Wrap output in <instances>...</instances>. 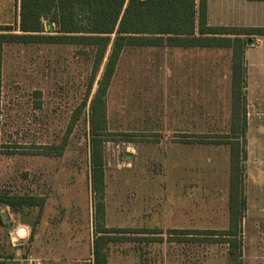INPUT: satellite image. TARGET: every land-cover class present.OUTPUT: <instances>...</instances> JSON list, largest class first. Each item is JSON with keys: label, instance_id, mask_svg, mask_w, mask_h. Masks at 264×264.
Returning <instances> with one entry per match:
<instances>
[{"label": "rangeland", "instance_id": "obj_1", "mask_svg": "<svg viewBox=\"0 0 264 264\" xmlns=\"http://www.w3.org/2000/svg\"><path fill=\"white\" fill-rule=\"evenodd\" d=\"M17 2L0 0V23L17 21ZM185 58L193 66L205 62L224 71L229 64L226 51L191 52ZM178 59L175 54L149 48L127 49L110 86L107 131L101 136L108 175L102 202L109 208L110 224L122 214L121 224L126 226L110 233L116 243L110 246L109 264H229L227 246L222 243H145L159 231L166 240L171 222L181 217L188 228L196 230L221 231L229 220L228 146L197 142L202 136L220 138L229 130L226 79L224 74L218 75L222 79L208 92L212 97L199 99L198 91L192 89L187 103L177 105L170 95L173 90L164 88L162 75L153 70ZM90 63V56L74 47L4 45L0 68V191L46 197L48 225L78 228L79 236L85 231L84 250L74 264H92L89 252L95 197L87 176L88 107L101 70L63 154L46 156L32 151H40L37 145L61 142L70 114L86 96ZM36 91L41 93L37 100ZM183 109L190 113L185 116L190 121H183ZM256 157L249 155L245 165L251 204L240 229L246 238L251 236L254 219L264 216L260 212L264 205V157L255 161ZM77 174L79 178L74 176ZM37 210L16 212L0 206V254L13 255L10 264H25L30 255L29 233L22 240L19 230L35 231L40 221ZM151 220H157L158 226L148 230L139 225ZM141 229L148 230L149 237L138 232Z\"/></svg>", "mask_w": 264, "mask_h": 264}, {"label": "trees", "instance_id": "obj_2", "mask_svg": "<svg viewBox=\"0 0 264 264\" xmlns=\"http://www.w3.org/2000/svg\"><path fill=\"white\" fill-rule=\"evenodd\" d=\"M264 1V0H250ZM264 36V27L240 28L207 24V0H18V19L12 25H0V68L4 45H55L77 48L91 58V78L83 101L70 114L64 135L58 145H37L32 154L61 156L83 110L96 76L97 89L89 102L90 187L95 197L96 237L93 240V264L107 263V247L114 240L104 218L103 139L107 131L106 94L123 51L132 47H228L231 56L230 133L197 139L200 143L224 144L229 148V227L223 231L168 230L166 241L210 242L227 245L229 264H242V221L244 195V162L246 159L245 41L237 36ZM229 36H235L230 38ZM41 93L35 92L36 99ZM38 152V153H37ZM46 197L32 194L3 193L0 206L12 211L41 210ZM138 232L145 233V229ZM29 232L28 241L33 238ZM155 239L163 242V233ZM171 234L185 236L169 239ZM13 255L0 254V264H10Z\"/></svg>", "mask_w": 264, "mask_h": 264}, {"label": "crops", "instance_id": "obj_3", "mask_svg": "<svg viewBox=\"0 0 264 264\" xmlns=\"http://www.w3.org/2000/svg\"><path fill=\"white\" fill-rule=\"evenodd\" d=\"M17 15H18V2H17ZM18 19V16H17ZM207 24L210 26H223V27H240V28H252V27H264V1H250V0H207ZM0 25H12V23H0ZM233 38L235 36H229ZM242 41H245L246 45L243 51L244 56V68H245V108H246V159L244 162V169L246 162L248 161L249 155H257L254 159L255 161L259 156L264 157V36L256 35H241L237 36ZM247 41H251L250 44ZM137 49L149 48L152 50H157L158 52H163L165 54H175L179 59L174 64V60L162 64L156 67V70L159 72L162 77L161 82L163 87L167 90H173L171 96L176 99L177 105H185L190 99L191 95L187 94L192 89L197 90L196 97L207 99L208 96L212 97V94H208L209 91H212V87L216 86V81H220L222 78L218 75L224 74L223 79H226V93L228 100V114L229 130L225 135L230 133V119H231V56L232 50L228 47H167V46H157V47H132ZM130 49V48H128ZM127 50V49H126ZM125 50V51H126ZM123 51L120 60L123 56ZM207 51H226L229 53L228 67L226 71L221 66H208L205 62L198 66L191 65V62L188 61L185 56L191 52H202L206 53ZM175 59V58H174ZM116 67V71L118 68ZM115 71V74H116ZM115 74L112 78L110 86L113 83ZM226 74V75H225ZM108 88L105 104H106V120L108 125L107 118V95L110 89ZM184 109L182 113H184ZM186 115H190L188 111L185 112L183 121H190L189 118L185 119ZM223 135V136H225ZM200 136V135H198ZM190 138V135L188 136ZM258 139V140H257ZM224 145V144H220ZM229 149V148H228ZM90 166V162H89ZM105 170V168H104ZM246 170V169H245ZM79 178V175H74ZM88 183L90 188V168L87 174ZM108 187V175L104 171V195L107 192ZM244 195L246 200V208L244 214L248 212L249 205L251 201L249 199L246 185H245V171H244ZM47 199L41 210H37L40 216L39 224L36 226L33 238L29 244L30 255L24 259L25 264H28L27 259L33 258L39 264H74V260L79 258L80 250H84V245L86 238L79 236L81 231L78 228L74 227H64L61 229H56L48 225L50 221L46 215ZM106 206H104L105 208ZM118 210L121 212V206L118 207ZM143 210V208H142ZM264 214V205L261 207V211ZM152 213V212H151ZM92 220V234L90 237V256L92 258L93 264V240L96 237V227H95V212L93 214ZM109 208H105V223L106 228L120 229L126 226L121 224L120 214L117 218L115 217L114 223L110 224ZM142 216V215H141ZM229 216V215H228ZM244 216V215H243ZM152 217V216H151ZM153 218V217H152ZM157 221V220H155ZM144 222L142 221L141 226H146L148 230L152 229L153 225H157L158 222ZM258 221L261 223L258 224ZM145 224V225H144ZM251 236L246 238L245 234L241 232L242 237V264H264V216L257 217L254 219L252 224ZM150 227V228H149ZM229 227V220H227V227L223 230H227ZM24 230L23 237L25 239L28 235V231ZM145 232L144 234H148ZM168 230H191L186 225L185 217L179 218L175 222H171ZM167 230V231H168ZM196 230V229H194ZM221 230V231H223ZM20 231V230H19ZM241 231V229H240ZM163 233V232H162ZM159 237V234L156 235ZM146 237H149L146 235ZM145 237V238H146ZM151 237V236H150ZM155 239L156 237L146 238L147 246L158 245L163 242H168L170 244H181L185 245L188 242H177V241H166L158 242ZM116 242H110L107 247V263H110V246ZM145 244H142L143 246ZM226 245V244H224ZM227 246V245H226ZM248 255V256H247ZM75 256V258H74Z\"/></svg>", "mask_w": 264, "mask_h": 264}, {"label": "built area", "instance_id": "obj_4", "mask_svg": "<svg viewBox=\"0 0 264 264\" xmlns=\"http://www.w3.org/2000/svg\"><path fill=\"white\" fill-rule=\"evenodd\" d=\"M27 262H28V264H39L38 262H36L33 259H28Z\"/></svg>", "mask_w": 264, "mask_h": 264}, {"label": "water", "instance_id": "obj_5", "mask_svg": "<svg viewBox=\"0 0 264 264\" xmlns=\"http://www.w3.org/2000/svg\"><path fill=\"white\" fill-rule=\"evenodd\" d=\"M250 42H251V41H247L248 44H250ZM19 233H20L21 235H23V234H24V230H23V229H20Z\"/></svg>", "mask_w": 264, "mask_h": 264}]
</instances>
